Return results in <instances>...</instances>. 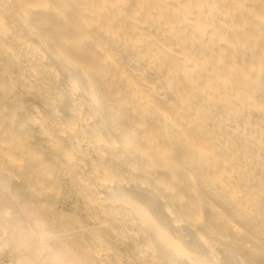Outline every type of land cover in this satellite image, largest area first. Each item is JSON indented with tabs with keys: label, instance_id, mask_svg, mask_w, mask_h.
<instances>
[{
	"label": "bare ground",
	"instance_id": "obj_1",
	"mask_svg": "<svg viewBox=\"0 0 264 264\" xmlns=\"http://www.w3.org/2000/svg\"><path fill=\"white\" fill-rule=\"evenodd\" d=\"M0 255L264 264V0H0Z\"/></svg>",
	"mask_w": 264,
	"mask_h": 264
},
{
	"label": "rangeland",
	"instance_id": "obj_2",
	"mask_svg": "<svg viewBox=\"0 0 264 264\" xmlns=\"http://www.w3.org/2000/svg\"><path fill=\"white\" fill-rule=\"evenodd\" d=\"M26 97L28 98V100L26 101L27 103H31L32 102V100H33V95H31V93H26ZM39 98H37L36 100L37 101H39V104L41 105V107L44 109V111L45 112H47L51 117L54 115L55 116V112L52 110V108H51V106H50V103L49 102H47V101H43V100H41V99H39ZM57 124V126L59 127V129H62V124L61 123H59V122H57L56 123ZM40 149H41V147H40ZM54 150V149H53ZM56 160L58 161V162H60V163H66V160H63V158L62 157H56ZM79 184H77L78 186L79 185H81V182L79 181L78 182ZM83 196V194H77V196H76V194L75 195H73V197H72V199H74V198H76V197H79V199H81V208H83L85 211L88 209V207H87V205L88 204H91L92 206H94L95 208H99L98 206L101 204L100 203V199H90V200H88L86 197H85V199L82 197ZM83 198V199H82ZM93 200V201H92ZM95 200V201H94ZM96 200H98V201H96ZM98 214H100L102 217H104L105 216V213H104V211L103 210H99V212H98ZM87 219L88 220H93L94 218L92 217V216H90V217H87ZM149 248H150V250L152 251V249H153V247H151L150 245H149ZM9 263V257L8 256H5L4 258H2V256L0 255V264H8ZM137 264H142V263H138L137 262ZM143 264H145V263H143ZM147 264V263H146Z\"/></svg>",
	"mask_w": 264,
	"mask_h": 264
}]
</instances>
